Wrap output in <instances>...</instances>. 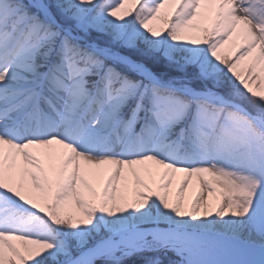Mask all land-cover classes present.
<instances>
[{
  "label": "snow or ice",
  "instance_id": "snow-or-ice-1",
  "mask_svg": "<svg viewBox=\"0 0 264 264\" xmlns=\"http://www.w3.org/2000/svg\"><path fill=\"white\" fill-rule=\"evenodd\" d=\"M0 264H264V0H0Z\"/></svg>",
  "mask_w": 264,
  "mask_h": 264
},
{
  "label": "rangeland",
  "instance_id": "rangeland-1",
  "mask_svg": "<svg viewBox=\"0 0 264 264\" xmlns=\"http://www.w3.org/2000/svg\"><path fill=\"white\" fill-rule=\"evenodd\" d=\"M190 190V192H194V188H192V189H189Z\"/></svg>",
  "mask_w": 264,
  "mask_h": 264
},
{
  "label": "bare ground",
  "instance_id": "bare-ground-1",
  "mask_svg": "<svg viewBox=\"0 0 264 264\" xmlns=\"http://www.w3.org/2000/svg\"><path fill=\"white\" fill-rule=\"evenodd\" d=\"M177 179H179V176H177ZM190 191V190H189Z\"/></svg>",
  "mask_w": 264,
  "mask_h": 264
}]
</instances>
